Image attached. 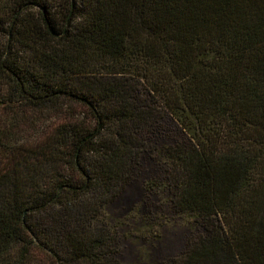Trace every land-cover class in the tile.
I'll use <instances>...</instances> for the list:
<instances>
[{
    "label": "trees",
    "instance_id": "obj_1",
    "mask_svg": "<svg viewBox=\"0 0 264 264\" xmlns=\"http://www.w3.org/2000/svg\"><path fill=\"white\" fill-rule=\"evenodd\" d=\"M0 264H264V0H0Z\"/></svg>",
    "mask_w": 264,
    "mask_h": 264
},
{
    "label": "rangeland",
    "instance_id": "obj_2",
    "mask_svg": "<svg viewBox=\"0 0 264 264\" xmlns=\"http://www.w3.org/2000/svg\"><path fill=\"white\" fill-rule=\"evenodd\" d=\"M117 202L118 200L111 206L113 209L118 207ZM183 227L184 226L179 221L173 222L172 224H169L164 227L162 234V242L165 241L163 246L166 245L170 247L168 248L169 253L177 252L182 247L183 238L186 234V231ZM133 246L131 242L124 241L122 252L125 259H132L131 257L133 255Z\"/></svg>",
    "mask_w": 264,
    "mask_h": 264
}]
</instances>
